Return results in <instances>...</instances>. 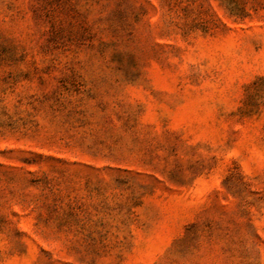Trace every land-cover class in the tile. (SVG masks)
Returning a JSON list of instances; mask_svg holds the SVG:
<instances>
[{"label":"rangeland","instance_id":"1","mask_svg":"<svg viewBox=\"0 0 264 264\" xmlns=\"http://www.w3.org/2000/svg\"><path fill=\"white\" fill-rule=\"evenodd\" d=\"M0 264H264V0H0Z\"/></svg>","mask_w":264,"mask_h":264}]
</instances>
